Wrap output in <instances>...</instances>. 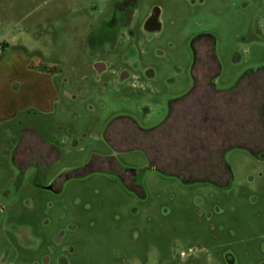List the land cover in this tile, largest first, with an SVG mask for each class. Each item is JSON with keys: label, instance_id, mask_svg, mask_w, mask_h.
<instances>
[{"label": "rangeland", "instance_id": "rangeland-1", "mask_svg": "<svg viewBox=\"0 0 264 264\" xmlns=\"http://www.w3.org/2000/svg\"><path fill=\"white\" fill-rule=\"evenodd\" d=\"M218 70L214 87L245 89L249 130L264 0H0V264H264V145L223 152L227 187L122 150L193 76L212 100ZM194 100L173 108L183 124ZM229 103L211 104L215 126Z\"/></svg>", "mask_w": 264, "mask_h": 264}, {"label": "trees", "instance_id": "trees-1", "mask_svg": "<svg viewBox=\"0 0 264 264\" xmlns=\"http://www.w3.org/2000/svg\"><path fill=\"white\" fill-rule=\"evenodd\" d=\"M212 51H214L213 39ZM213 54L215 53L213 52ZM213 62L218 66L215 56ZM218 74L219 70L210 79L212 87L208 92H210L212 100L207 99L205 103L203 102L205 96L197 93L196 80L193 76L192 89L185 96L170 102L165 120L149 129L136 126L139 132L137 144L122 150H142L147 156L150 168L164 175L177 177L185 183L206 182L227 187L230 181V169L223 161V152L229 148H241L256 157V147L264 145V96L261 92L252 96V98H257L254 103L251 102L249 108L250 126H248L250 129L245 131L240 121H236L241 118L243 112H246L240 102V97L245 95V89L238 82L228 90L217 89L214 87L213 80ZM193 97L195 98L193 108L201 109V112L196 111L198 114H190L189 111L187 114L192 116L189 120L185 119L186 122L183 124L185 111H182V117H180L178 113L173 114V108L176 105L185 104L189 98ZM218 99L222 100L224 106H227V99L231 100L233 104L229 103L228 112L223 113V117L215 114V118L220 122L217 127L211 122V115L217 107H213L214 111H212L211 104L217 102ZM230 112L234 117L233 124L230 122L227 124V120L225 121L226 115H229ZM216 132L219 139L212 136ZM164 137L173 142L168 145L172 148L170 152L164 148ZM206 140L211 144L208 149H206ZM113 147L115 146L113 145ZM116 150L120 149L116 148ZM223 177H226V183L219 182V179Z\"/></svg>", "mask_w": 264, "mask_h": 264}, {"label": "crops", "instance_id": "crops-1", "mask_svg": "<svg viewBox=\"0 0 264 264\" xmlns=\"http://www.w3.org/2000/svg\"><path fill=\"white\" fill-rule=\"evenodd\" d=\"M51 90H52V89H51ZM45 109H46V108H45ZM48 151H49V150H48L47 147H45V145H44V146L42 147V153L44 154V156H46V157L48 156V154H49ZM46 154H47V155H46ZM46 157H45V158H46ZM45 158H44V159H45ZM94 159H95L94 161H96V160L98 161V160H99L100 162H98V164H100V165H102L103 163L107 162V158L95 157ZM95 163H96V162H95ZM151 169H152V168H151Z\"/></svg>", "mask_w": 264, "mask_h": 264}, {"label": "flooded vegetation", "instance_id": "flooded-vegetation-1", "mask_svg": "<svg viewBox=\"0 0 264 264\" xmlns=\"http://www.w3.org/2000/svg\"><path fill=\"white\" fill-rule=\"evenodd\" d=\"M228 257H229V256H227V259H228ZM229 263H231V262L229 261Z\"/></svg>", "mask_w": 264, "mask_h": 264}]
</instances>
